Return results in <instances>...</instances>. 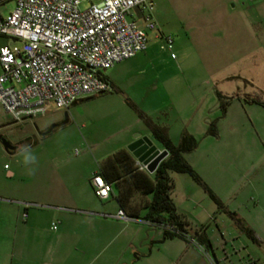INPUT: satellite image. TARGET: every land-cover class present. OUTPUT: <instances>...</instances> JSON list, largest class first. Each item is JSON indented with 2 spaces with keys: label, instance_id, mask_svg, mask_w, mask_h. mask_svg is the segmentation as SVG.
<instances>
[{
  "label": "rangeland",
  "instance_id": "rangeland-1",
  "mask_svg": "<svg viewBox=\"0 0 264 264\" xmlns=\"http://www.w3.org/2000/svg\"><path fill=\"white\" fill-rule=\"evenodd\" d=\"M160 1L162 4L153 8V20L159 34L172 38L175 59L163 41H152L146 52L106 73L113 86L104 95L77 102L68 111H49L25 124L13 123L0 110V138L17 148L11 155L0 144V178L7 169L16 174L12 183L35 175L46 181L53 173L63 174L61 162L83 170L122 148L129 151L132 143L128 142L138 135L158 148L136 109L155 124L167 126L174 143L183 129L197 140L198 147L184 154V159L225 209L253 224L263 243L258 247L238 233L230 218L190 177L171 174V197L190 224L189 233L204 227L217 256L225 241V254L235 251L241 258L252 255L264 263V108L244 101L264 103V35L254 36L251 31L249 39L244 36L243 44H249L248 62L236 64L231 56L241 39L228 32L231 20L226 12L218 13L220 0ZM88 5L82 3L79 10ZM10 8L8 5L6 11ZM5 44L19 45L0 37V47ZM218 94L231 98L224 117ZM65 114L67 123L50 132ZM211 121H216V137L206 134ZM24 144L31 145L38 159L40 168L36 167L34 176L27 174L18 154ZM128 225V231L137 236V255L132 254L134 249H127L126 254L132 255L134 264L213 261L212 254H206L191 239L188 243L180 239L160 242V230L142 221ZM119 242L125 244L124 236ZM232 261L239 264L237 256Z\"/></svg>",
  "mask_w": 264,
  "mask_h": 264
},
{
  "label": "built area",
  "instance_id": "built-area-1",
  "mask_svg": "<svg viewBox=\"0 0 264 264\" xmlns=\"http://www.w3.org/2000/svg\"><path fill=\"white\" fill-rule=\"evenodd\" d=\"M153 8L152 0H0V37L19 43L0 47V110L22 124L106 93L105 72L146 52L150 34L175 59L172 38L157 32ZM91 185L96 198H109L111 186L101 176L93 174ZM116 218L136 221L121 210Z\"/></svg>",
  "mask_w": 264,
  "mask_h": 264
},
{
  "label": "crops",
  "instance_id": "crops-1",
  "mask_svg": "<svg viewBox=\"0 0 264 264\" xmlns=\"http://www.w3.org/2000/svg\"><path fill=\"white\" fill-rule=\"evenodd\" d=\"M152 2L154 7L162 4L160 0ZM218 4V13L226 12L231 20L228 22V32L231 30L233 37L241 39L233 47L234 55L231 58L236 64L242 65L248 62L249 58V44L247 41L243 44L244 36L249 39L251 31L254 36L257 33L264 35V0H220ZM219 25L221 29V23ZM149 37V44L152 41H161L154 39L153 34ZM6 45L9 44L3 46ZM108 71L105 76L109 88H112L113 85L106 75ZM160 126L167 130L174 145L179 143L183 133H188L183 129L179 133L178 142L174 143L169 128L164 124ZM130 143L133 141L128 142ZM16 149L10 152L3 150L14 155ZM158 149L163 150L159 144ZM104 158L95 164L91 162L83 170L68 168L67 163L61 162L63 174L53 173L46 181L36 179L35 175L32 179L24 177L19 178L17 183H12L16 174L6 169L3 179L0 178V264H134L132 255L126 256L127 249H134L132 254L137 255L136 233L128 231V224L133 221L126 223L116 218L119 208L112 196L99 200L95 197L91 185L92 175ZM35 167L40 168L37 165ZM230 212L243 219L254 232L257 243L247 240L260 247L263 241L253 224L236 211ZM177 213L180 214L178 210ZM188 225L191 229L190 224ZM53 226L55 229H52ZM205 234L208 237L206 231ZM123 236L124 245L119 242ZM208 239L217 264H234L232 259L235 256L239 264L246 261L264 264L252 255L241 258L235 251L231 255L225 254V241L220 244V255L217 256L214 253L216 247L209 237ZM201 258L205 262L204 258Z\"/></svg>",
  "mask_w": 264,
  "mask_h": 264
},
{
  "label": "trees",
  "instance_id": "trees-1",
  "mask_svg": "<svg viewBox=\"0 0 264 264\" xmlns=\"http://www.w3.org/2000/svg\"><path fill=\"white\" fill-rule=\"evenodd\" d=\"M104 78L107 80L105 75ZM217 97L221 116L224 117L231 98H225L220 94ZM92 98L87 97L79 100V102L91 100ZM244 101L264 108V103H259L256 100L245 98ZM131 106L133 107V105ZM135 111L152 139L163 150L167 151L168 156L151 175L141 169L132 155L123 149L107 156L98 164L94 174L101 176L111 186L109 197L112 196L119 210L131 220L144 221L149 226L160 230L162 234L160 242L180 239L188 243L191 239L196 246L200 249L203 248L206 254L211 253L213 261L216 262L210 240L205 234V228L201 227L190 234L188 223L182 215L177 213L172 200L173 180L171 174L187 175L203 188L217 209L222 210L230 218L237 232L243 234L252 243H257L254 232L243 219L236 213L225 209L221 201L205 186L201 178L184 159V154L190 153L198 147L197 140L192 135L183 133L179 143L174 145L169 139L165 128L155 124L145 114L138 112L136 109ZM206 134L211 137L217 136L216 121L209 123ZM141 212L144 213L143 218L140 216Z\"/></svg>",
  "mask_w": 264,
  "mask_h": 264
},
{
  "label": "water",
  "instance_id": "water-1",
  "mask_svg": "<svg viewBox=\"0 0 264 264\" xmlns=\"http://www.w3.org/2000/svg\"><path fill=\"white\" fill-rule=\"evenodd\" d=\"M101 92L99 95H104ZM67 116L57 125V128L64 126L67 123ZM49 132V131H48ZM0 144L6 152L14 150V148L3 138H0ZM128 152L141 165L148 174H153L159 164L168 156L167 151L159 150L147 138H137L129 147Z\"/></svg>",
  "mask_w": 264,
  "mask_h": 264
},
{
  "label": "clouds",
  "instance_id": "clouds-1",
  "mask_svg": "<svg viewBox=\"0 0 264 264\" xmlns=\"http://www.w3.org/2000/svg\"><path fill=\"white\" fill-rule=\"evenodd\" d=\"M18 154L21 157L23 165L27 169V174L34 176L37 171V168L34 166L37 165L38 159L31 145L29 144L21 145L18 150Z\"/></svg>",
  "mask_w": 264,
  "mask_h": 264
},
{
  "label": "flooded vegetation",
  "instance_id": "flooded-vegetation-1",
  "mask_svg": "<svg viewBox=\"0 0 264 264\" xmlns=\"http://www.w3.org/2000/svg\"><path fill=\"white\" fill-rule=\"evenodd\" d=\"M66 115V114H65ZM62 122V121H61ZM60 121H58L56 124H54V126L50 129V131H54L55 129H57V125L61 123Z\"/></svg>",
  "mask_w": 264,
  "mask_h": 264
}]
</instances>
